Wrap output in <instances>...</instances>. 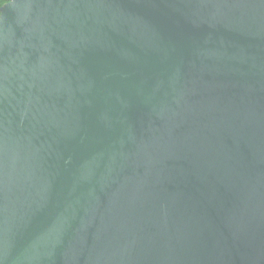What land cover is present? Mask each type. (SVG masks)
Instances as JSON below:
<instances>
[{
    "label": "water",
    "instance_id": "water-1",
    "mask_svg": "<svg viewBox=\"0 0 264 264\" xmlns=\"http://www.w3.org/2000/svg\"><path fill=\"white\" fill-rule=\"evenodd\" d=\"M0 264H264V0L5 2Z\"/></svg>",
    "mask_w": 264,
    "mask_h": 264
},
{
    "label": "trees",
    "instance_id": "trees-1",
    "mask_svg": "<svg viewBox=\"0 0 264 264\" xmlns=\"http://www.w3.org/2000/svg\"><path fill=\"white\" fill-rule=\"evenodd\" d=\"M8 0H0V7L5 3L7 2Z\"/></svg>",
    "mask_w": 264,
    "mask_h": 264
}]
</instances>
